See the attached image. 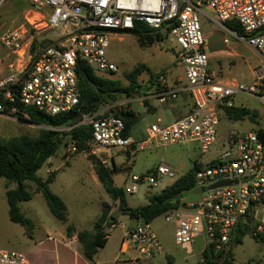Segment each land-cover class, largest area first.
I'll return each instance as SVG.
<instances>
[{
	"label": "built area",
	"instance_id": "2783aa9c",
	"mask_svg": "<svg viewBox=\"0 0 264 264\" xmlns=\"http://www.w3.org/2000/svg\"><path fill=\"white\" fill-rule=\"evenodd\" d=\"M26 2L24 24L0 33L2 46L16 56L14 63L8 64V75L0 80V91L3 90L5 100L12 102L16 97L23 106H32L50 115L70 111L79 104L81 97L76 74L78 59L98 73L116 72L117 65L106 56L111 36L117 35L119 30L132 29L136 23L152 29L169 27L168 37L176 47V62L183 68V80L170 87L160 76L153 91L144 97L167 104L176 100L179 94L187 93L191 99L189 111L170 123L155 120L147 126L146 137L139 141L123 134V121L114 114L115 109L128 105L127 99L78 114L76 124L91 128L90 152L104 165V155L99 152L135 153L147 146L193 142L205 153L217 143L218 154L205 164L200 163L195 171L192 187L202 188L198 198L181 202L163 213L165 221L175 224V242L178 245L193 244L200 237L202 250L212 242L216 247L227 246L240 223H246L254 236L264 234V141L255 131L228 130L218 143L216 130L220 118L218 110L233 106L231 98L234 94L264 97V76L257 77L249 85L216 82L209 69L206 39L200 25V15H206L207 10L219 22L236 21L241 27V33L236 36L264 55V0ZM48 32H53L54 36L48 37ZM35 38L38 42L32 48ZM42 40L46 42L42 43ZM4 111L16 113L14 107L6 110V105L0 102V113L5 114ZM76 150L75 143L70 140L64 153ZM173 172L164 162L145 173L129 172L123 190L136 193L138 182L151 187L159 185L162 189L165 187L162 177L173 179ZM221 180L230 183L208 188ZM47 238L51 239L50 236ZM129 248L145 257L161 251L155 234L148 223L142 221L123 232L120 250ZM0 264L33 263L24 252L0 246Z\"/></svg>",
	"mask_w": 264,
	"mask_h": 264
},
{
	"label": "rangeland",
	"instance_id": "374dc122",
	"mask_svg": "<svg viewBox=\"0 0 264 264\" xmlns=\"http://www.w3.org/2000/svg\"><path fill=\"white\" fill-rule=\"evenodd\" d=\"M181 1V0H179ZM195 1V0H189ZM26 0H0V33L12 30L24 24V11ZM200 25L203 33H209V27L216 25L208 20L204 14L200 15ZM226 34H229L227 31ZM53 37V32L46 34ZM165 37V36H164ZM176 47L169 37L158 39L152 45H142L132 34L118 33L111 36L106 48L108 60L117 65L118 70L113 74H104L113 79L127 84L125 74L139 64H144L152 73L164 71L167 74H183V68L175 57ZM16 56L0 43V80L8 74V64L15 61ZM231 65L232 62L219 60L216 55L209 58V67L214 74H250L244 62ZM149 75L142 71L137 77L141 85L140 91L132 97L121 98L128 100L129 106L136 112L137 119L129 133L133 138L146 137V127L154 121L151 112H141L140 107L144 100L149 102L152 97H144L147 92L153 91V85L148 84ZM243 82L248 83L247 80ZM249 85V84H247ZM146 86V88H145ZM148 86V87H147ZM234 106H245L255 110L253 119L244 118L233 120L228 118L223 108L218 110L219 123L217 130V142H221L228 130L256 131L264 129V97H254L249 94L236 93L231 98ZM118 101V100H117ZM142 104V105H140ZM149 104V103H148ZM119 109H115L118 111ZM163 123H170L172 119L165 112L160 111ZM44 125L27 123L18 119L15 115L0 113V136L7 138L17 135L34 137ZM68 127L59 128L67 130ZM70 142L68 136H61V143L56 152L46 160L37 170L36 174L45 179L49 172L55 171L53 180L48 184L52 192L58 194L67 206V221H58L49 211L45 200L39 191H35L33 182L25 181L26 188L31 192V198L20 201L19 210L33 221V232L30 236L23 225L9 220L7 214V202L5 195L6 180L0 178V246L24 252L33 264H199L201 261L202 238L197 237L193 244L178 245L174 240L175 224L173 221H165L163 213L148 223L149 228L159 241L161 251L150 257L139 255L134 248L126 251L120 250V240L124 230L141 220L130 218L123 214L118 201H114L106 193L102 185L93 179V161L90 147L81 152L64 153L66 145ZM219 146L216 143L208 152L199 151L196 143L170 144L167 146H147L144 150L135 153H120L115 150L98 154L104 155L106 166L116 170L112 173V179L117 187L124 188L128 182V173H145L154 168L160 162H164L174 170L172 178L176 179L186 173L193 161L205 164L212 156L218 154ZM112 156V158L108 155ZM96 180L97 177L95 175ZM169 181V177L163 176L162 182ZM14 187V183H7ZM160 189L151 187L144 182H138V191L134 194L124 193L127 206L137 207L147 202V194ZM198 198L194 192H184L181 202H190ZM104 203L108 206V214L115 218V226H105L107 237L99 245L97 252L88 261L82 256L81 247L74 234L66 235V226L71 224L75 231L92 230L93 224L103 210ZM50 236L51 239H48ZM227 249L232 264H264V237L262 239L246 232L240 243L228 241ZM138 259H135V257Z\"/></svg>",
	"mask_w": 264,
	"mask_h": 264
},
{
	"label": "trees",
	"instance_id": "16d2710c",
	"mask_svg": "<svg viewBox=\"0 0 264 264\" xmlns=\"http://www.w3.org/2000/svg\"><path fill=\"white\" fill-rule=\"evenodd\" d=\"M224 25L237 34L241 33V27L236 21H225ZM168 31L169 27L167 26H164L163 29H152L142 23H136L132 29H122L118 32L132 34L140 44L148 46L158 39L167 37ZM37 42L38 39L35 38L32 42V48L35 47ZM44 42L46 40H42V43ZM144 70L149 75L148 84L150 85L157 82L160 76L166 74L164 71L152 73L144 64H139L125 74L127 84H122L119 80L104 75L113 74L114 72L98 73L88 66L84 60L78 59L76 74L79 79L81 93L79 104L70 111L55 115L47 114L32 106H23L16 97L14 101L9 102L3 98V90L0 91V102L6 105V110L14 107L18 119L45 126L40 128L38 134L34 137L25 134L7 138L0 136V178L6 180L5 195L8 207L7 214L10 221L23 225L26 232L30 236L32 235L33 221L27 218L17 205L20 201H27L31 198V192L26 188L25 181L34 183L35 191L41 192L50 213L58 221L63 223L67 221V206L64 200L58 194L52 192L48 185L53 180L55 171L49 172L47 177L42 179L36 174L37 170L56 152L61 143V136H68L69 140L75 143L77 152L88 149L92 141L91 128L77 125L78 120H74V117L78 114L96 111L105 103L132 97L140 91L141 85L137 82V77ZM13 91L15 94L17 93L16 90ZM147 104V100H144V105L147 106ZM223 110L225 115L233 120L253 119L257 113L248 107L234 105L223 107ZM4 113L15 115L8 111H4ZM114 114L123 121V134L129 136L137 119L136 112L128 104L118 111H114ZM63 127H68V129L59 130ZM255 132L264 141V129L259 128ZM88 156L93 161L94 172L99 182L111 199L118 201L122 213L145 223L151 222L158 215L180 204V198L176 199L175 196L179 192L188 191L195 184V171L199 166V163L193 161L192 167L175 179L174 182L156 192L148 193L146 204L132 207V210L128 211L123 208V203H126L125 192L122 187H117L112 179V173L116 170V166L109 168L95 155L88 154ZM11 182L15 184L14 187L7 185ZM108 211V206L104 203L103 210L94 222L91 231L84 229L75 231L71 224L66 226V235L68 237L73 234L76 235L82 256L87 260L92 259L99 245L107 237V233L104 231L105 226L115 224V218L109 215ZM246 232L249 233V226L246 223H240L232 233L230 240L240 243ZM262 237H264V234L258 236L260 239ZM200 255L201 261L199 264H232L226 245L216 247L212 242L205 246Z\"/></svg>",
	"mask_w": 264,
	"mask_h": 264
},
{
	"label": "crops",
	"instance_id": "0c3cea01",
	"mask_svg": "<svg viewBox=\"0 0 264 264\" xmlns=\"http://www.w3.org/2000/svg\"><path fill=\"white\" fill-rule=\"evenodd\" d=\"M206 12L207 14L204 16L208 20H212L216 24V25L209 27L208 35H207V31L206 33H203L205 36L206 42H207V39L213 34H221L223 36V41H224L223 49L212 51V52L208 50V62H209V58L212 57L213 55H216L220 61L225 60V61L232 62L231 65L241 64V61H239L241 59L250 73V74H213L214 80L221 84L242 83V84L247 85V84H251L257 77L264 76V74H262L264 73V55L258 53L256 50L250 47L244 40L238 38L236 36V32L226 27L224 25V22H219L217 20H214L210 16L209 10H207ZM226 31L229 34H226L225 33ZM163 77L165 78L167 85L170 87L178 84L180 81L182 82L183 80V74H167V75L164 74ZM243 80H247L248 83L243 82ZM254 97H257V96H254ZM147 103H149L147 104L148 108H145L142 104H140L142 106L140 107L139 111H141L142 113L151 112V114L154 117V121L157 119L158 120L160 119V121L163 123L162 121L163 116L159 115L160 111L165 112L167 116L170 117L173 121L174 119L185 115L189 111V108L191 106V99L187 93H181L179 94L176 100L170 101L167 104L159 103V101H157L156 99H150L149 102ZM129 137H131L133 140H136V141L143 139L141 136L133 138L131 135H129ZM49 158L47 160H49ZM95 175L93 176V179L95 180V182L101 185L99 180H96ZM174 180L175 179L169 178L168 183L164 182L165 186L171 184L172 182H174ZM75 236L76 235L74 234L73 238ZM135 259H138V257L136 256Z\"/></svg>",
	"mask_w": 264,
	"mask_h": 264
},
{
	"label": "water",
	"instance_id": "95a60500",
	"mask_svg": "<svg viewBox=\"0 0 264 264\" xmlns=\"http://www.w3.org/2000/svg\"><path fill=\"white\" fill-rule=\"evenodd\" d=\"M206 45H207V49L210 52L223 49L224 48L223 36L221 34H213L212 36H210L207 39ZM78 118H79V115H76L74 117V120H77ZM229 183H230L229 180H221V181H218V182H215V183L209 185L208 188H214V187H217V186H220V185L229 184ZM234 183H236V180L234 181ZM201 191H202L201 187H196V188L191 187L188 190V192H194L196 194L200 193ZM181 196H182V192H179L175 196V198L179 199V198H181ZM123 208H126L128 211L132 210V208L130 206H127L126 203H123Z\"/></svg>",
	"mask_w": 264,
	"mask_h": 264
}]
</instances>
